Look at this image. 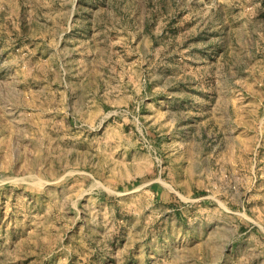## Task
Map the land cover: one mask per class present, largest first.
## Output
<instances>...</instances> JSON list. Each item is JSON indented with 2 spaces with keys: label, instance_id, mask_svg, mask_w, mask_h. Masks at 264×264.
Instances as JSON below:
<instances>
[{
  "label": "rangeland",
  "instance_id": "1",
  "mask_svg": "<svg viewBox=\"0 0 264 264\" xmlns=\"http://www.w3.org/2000/svg\"><path fill=\"white\" fill-rule=\"evenodd\" d=\"M0 264H264V0H0Z\"/></svg>",
  "mask_w": 264,
  "mask_h": 264
}]
</instances>
